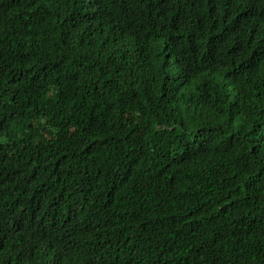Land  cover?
I'll return each mask as SVG.
<instances>
[{
  "label": "trees",
  "instance_id": "trees-1",
  "mask_svg": "<svg viewBox=\"0 0 264 264\" xmlns=\"http://www.w3.org/2000/svg\"><path fill=\"white\" fill-rule=\"evenodd\" d=\"M0 264H264V0H0Z\"/></svg>",
  "mask_w": 264,
  "mask_h": 264
}]
</instances>
